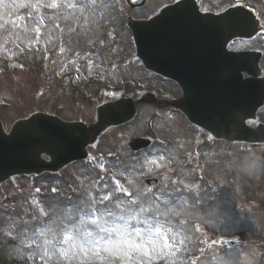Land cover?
<instances>
[{"label":"rangeland","instance_id":"374dc122","mask_svg":"<svg viewBox=\"0 0 264 264\" xmlns=\"http://www.w3.org/2000/svg\"><path fill=\"white\" fill-rule=\"evenodd\" d=\"M174 1L149 0L131 11L125 0H0L7 130L38 110L94 122L112 94L178 97L177 83L138 59L126 26L130 15L147 18ZM233 48L264 50V37ZM137 109L132 122L100 137L89 159L0 186V264H105L97 253L109 257L106 264H126L125 257L131 264H264V145L208 144L176 109ZM259 115L264 121V109ZM139 136H151L153 146L134 153L129 143ZM147 161H156L151 171ZM148 177L160 178L156 189L144 183ZM125 224L131 235L122 239L117 228ZM157 226L160 237L146 243ZM86 232L97 247L78 242ZM224 238L236 246H221Z\"/></svg>","mask_w":264,"mask_h":264},{"label":"water","instance_id":"95a60500","mask_svg":"<svg viewBox=\"0 0 264 264\" xmlns=\"http://www.w3.org/2000/svg\"><path fill=\"white\" fill-rule=\"evenodd\" d=\"M182 7H187L188 10H182ZM252 17L242 8H232L222 16L202 15L195 5L181 3L165 9L152 21L134 22L132 25L139 55L147 66L177 79L181 76L179 69L182 57L181 47L185 37L208 36L211 42H218L227 66L223 75H218L211 84L216 87L224 83L227 96L221 93V98L215 99V93L208 85L191 80L189 89L196 95L197 100L192 110L186 109L191 120L207 127L217 137L224 136L231 140H242L261 136L249 130L245 126V121L264 102V85L261 86V81L255 78L248 81H243L241 78L242 69L249 70L252 74L257 73L255 64L258 58L250 52L230 55L224 49L226 44L237 36L251 37L254 35L257 25ZM167 37H171L173 43L170 57L156 53L158 48L155 43L162 42ZM188 57L191 64L197 63L196 54ZM229 65L233 69L227 72ZM186 93L188 96L186 104H188L190 92L187 88ZM205 103H208L210 109H219L223 106L219 118H214L212 114L207 115L202 110L201 106ZM123 105L126 109L127 104H119V106ZM116 110L117 108H110L108 112H102V122L107 114L112 112L117 114ZM117 117L119 120L118 114ZM132 117L133 114L123 121ZM54 120L59 122L61 127L59 132L36 128L37 123ZM118 120L112 122H118ZM56 121L54 122L58 123ZM88 135L85 127L80 124L64 123L55 117L40 113L29 119L18 121L11 135L4 133L0 122V182L15 174L40 173L45 169H57L58 156H62L64 162L82 158L84 156L82 149L89 143ZM43 153L53 157L55 163L41 167Z\"/></svg>","mask_w":264,"mask_h":264},{"label":"snow or ice","instance_id":"6c2138e0","mask_svg":"<svg viewBox=\"0 0 264 264\" xmlns=\"http://www.w3.org/2000/svg\"><path fill=\"white\" fill-rule=\"evenodd\" d=\"M53 6H55V5H53ZM155 163H156V161H147V162H146L149 171L152 170V169H151V165H152V164H155ZM101 167H103V165H102ZM117 190H118L120 193H125V194H127V189H126V188H123V187H117ZM37 191H39V190H37ZM53 191L55 192V191H57V190H56V189H53ZM108 199H109V196H108V195H104L103 197H101V201H106V200H108ZM121 218H123V217H121ZM85 234H86V235H91V236H93V234H91V233H87V232H86ZM129 235H131V234H129ZM149 237H150V238H149L148 241L146 242V243H148V244H151V243L154 242L152 238H159V237H160V229H159V226H157L155 229H152V228L149 229ZM101 239H102V238H101ZM64 242L70 244V243H71V238H66ZM99 243H100V241H98L96 238H94L93 241H92V244H91V245H94V246L97 247V246L99 245ZM143 246H144V245H142L141 247H143ZM97 258H98L100 261L105 262V264H106L107 260L109 259V257H106V256L102 255L101 253H97ZM124 259H125V261H126V264H131V262L127 259V257H125Z\"/></svg>","mask_w":264,"mask_h":264},{"label":"bare ground","instance_id":"6f19581e","mask_svg":"<svg viewBox=\"0 0 264 264\" xmlns=\"http://www.w3.org/2000/svg\"><path fill=\"white\" fill-rule=\"evenodd\" d=\"M155 45L158 48L156 53H160L164 57H170L171 56L172 47H173V43H172V38L171 37H167L162 42L155 43ZM183 55L186 56L184 52H183ZM125 110L126 109H123V111H125ZM36 128L46 129V127H45V125L43 123H37L36 124ZM136 228L138 229L139 226H136Z\"/></svg>","mask_w":264,"mask_h":264},{"label":"clouds","instance_id":"9594fccd","mask_svg":"<svg viewBox=\"0 0 264 264\" xmlns=\"http://www.w3.org/2000/svg\"><path fill=\"white\" fill-rule=\"evenodd\" d=\"M117 231L120 232V233H122V239H126L129 236L127 224L118 227L117 228ZM147 235H149V233L146 234V236ZM94 238H95L94 236L86 235L85 233H81L80 236L77 237V240H78V242H82V243H84L86 245L91 246L92 241H93ZM147 241L148 240L146 239V242Z\"/></svg>","mask_w":264,"mask_h":264}]
</instances>
